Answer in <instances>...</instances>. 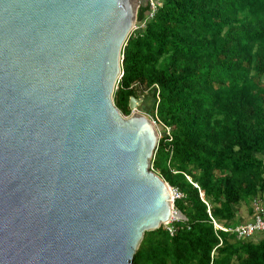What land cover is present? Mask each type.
Segmentation results:
<instances>
[{
  "label": "water",
  "instance_id": "obj_1",
  "mask_svg": "<svg viewBox=\"0 0 264 264\" xmlns=\"http://www.w3.org/2000/svg\"><path fill=\"white\" fill-rule=\"evenodd\" d=\"M138 8L0 0V264H134L173 216L161 130L113 99Z\"/></svg>",
  "mask_w": 264,
  "mask_h": 264
},
{
  "label": "trees",
  "instance_id": "obj_2",
  "mask_svg": "<svg viewBox=\"0 0 264 264\" xmlns=\"http://www.w3.org/2000/svg\"><path fill=\"white\" fill-rule=\"evenodd\" d=\"M140 2L113 99L128 115L150 97L163 127L151 165L182 195L133 262L264 264V234L213 223L235 227L264 201V0Z\"/></svg>",
  "mask_w": 264,
  "mask_h": 264
},
{
  "label": "built area",
  "instance_id": "obj_3",
  "mask_svg": "<svg viewBox=\"0 0 264 264\" xmlns=\"http://www.w3.org/2000/svg\"><path fill=\"white\" fill-rule=\"evenodd\" d=\"M152 120L155 122L154 119H152ZM155 124H156V122H155ZM168 130H169V128L166 127V131H168ZM194 184L197 185L196 183H194ZM171 193H172L173 201L182 195L181 192L177 188H174L172 186H171ZM255 208H256V213L251 220L240 223V224L236 225L235 227L221 226L214 219H213V223H214L215 227H217L219 229H222L224 231L235 232L238 237H248L250 235H253L256 232H260V233L264 234V214L262 213V207L260 206V204L257 201L255 202ZM172 215L176 219V210H172Z\"/></svg>",
  "mask_w": 264,
  "mask_h": 264
},
{
  "label": "rangeland",
  "instance_id": "obj_4",
  "mask_svg": "<svg viewBox=\"0 0 264 264\" xmlns=\"http://www.w3.org/2000/svg\"><path fill=\"white\" fill-rule=\"evenodd\" d=\"M141 0H138V3H139V6H140V2ZM145 1V0H144ZM149 1H152L153 2V0H149ZM137 28V25L135 24V27H134V29H136ZM138 98V106H137V110L138 111H142L141 110V106H143V108L145 109L144 111H147L148 109H147V107L150 109V110H153V108L151 107V99H150V97L149 98H147V99H144L142 96H139V97H137ZM130 107V106H129ZM136 110V111H137ZM150 112H148V115L151 117V113L149 114ZM151 119H156V117L155 116H152L151 117ZM157 126V125H156ZM160 128V130L162 129V127H160V126H157V128ZM160 133H161V131H160ZM173 206H174V203H173ZM260 206L262 207V204H260ZM173 210H176L175 209V207H173ZM175 219V217H173L172 216V218L170 219V221H172V220H174ZM169 221V222H170ZM254 234H258V232H256V233H254Z\"/></svg>",
  "mask_w": 264,
  "mask_h": 264
},
{
  "label": "crops",
  "instance_id": "obj_5",
  "mask_svg": "<svg viewBox=\"0 0 264 264\" xmlns=\"http://www.w3.org/2000/svg\"><path fill=\"white\" fill-rule=\"evenodd\" d=\"M149 110V109H148ZM146 114H148V112L145 111ZM152 117V116H151ZM263 200H264V195H263ZM262 203V213L264 214V201H261ZM250 218L248 217H243V221H249Z\"/></svg>",
  "mask_w": 264,
  "mask_h": 264
},
{
  "label": "bare ground",
  "instance_id": "obj_6",
  "mask_svg": "<svg viewBox=\"0 0 264 264\" xmlns=\"http://www.w3.org/2000/svg\"><path fill=\"white\" fill-rule=\"evenodd\" d=\"M172 218V217H171Z\"/></svg>",
  "mask_w": 264,
  "mask_h": 264
}]
</instances>
